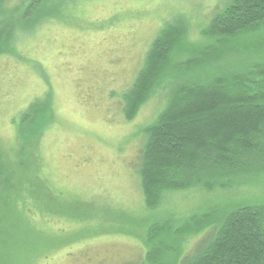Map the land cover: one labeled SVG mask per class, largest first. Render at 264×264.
I'll return each instance as SVG.
<instances>
[{"label":"trees","instance_id":"16d2710c","mask_svg":"<svg viewBox=\"0 0 264 264\" xmlns=\"http://www.w3.org/2000/svg\"><path fill=\"white\" fill-rule=\"evenodd\" d=\"M75 1L0 0V58L17 57L21 35L48 19L67 18ZM189 27L183 16L164 26L123 96L127 121L157 90L165 100L156 120L144 129L135 163L149 209L168 192L197 188L229 193L255 188V180L264 179V61L205 77L192 70L194 59L171 63L178 53L196 55L200 62L212 55V44L224 46L262 30L264 0H230L202 32L210 46L190 42ZM54 120L50 97L35 99L12 120L17 147L5 150L0 144V264H40L63 247L50 238L55 225L59 229L61 221L79 225L96 217L89 203L76 205L86 210L80 214L58 210L43 173L41 146ZM238 195L241 201L229 200L212 213L189 219L182 233H207L189 256L177 235L175 246L162 239L169 236L166 224L150 226L142 237L144 259L137 264H264V199Z\"/></svg>","mask_w":264,"mask_h":264},{"label":"rangeland","instance_id":"374dc122","mask_svg":"<svg viewBox=\"0 0 264 264\" xmlns=\"http://www.w3.org/2000/svg\"><path fill=\"white\" fill-rule=\"evenodd\" d=\"M229 2L77 0L67 18L48 19L21 35L17 57L0 58V144L5 150L17 147L12 120L35 99L50 97L55 120L41 138L45 179L60 212L80 214L86 210L76 205L89 203L96 213L79 225H55L50 238L63 247L40 264H137L146 253L142 237L156 223L166 224L169 236L162 239L175 246L177 235L189 256L207 235L182 233L191 217L212 213L229 200L241 201L238 194L264 199L263 179L255 180V188L229 193L168 192L157 207L147 208L135 163L144 129L164 107L161 90L133 120H125L123 113V96L164 26L183 16L190 25L188 40L210 46L202 32ZM212 48L200 62L196 55L178 53L171 63L194 59L192 70L202 77L244 69L264 61V28ZM86 233L91 236L74 240Z\"/></svg>","mask_w":264,"mask_h":264}]
</instances>
